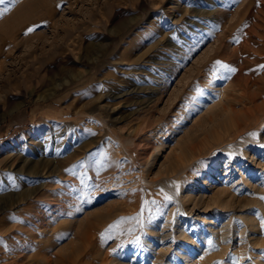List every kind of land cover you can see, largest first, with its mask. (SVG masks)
I'll list each match as a JSON object with an SVG mask.
<instances>
[{
    "label": "rangeland",
    "instance_id": "obj_1",
    "mask_svg": "<svg viewBox=\"0 0 264 264\" xmlns=\"http://www.w3.org/2000/svg\"><path fill=\"white\" fill-rule=\"evenodd\" d=\"M262 197L264 0L0 2V264H264Z\"/></svg>",
    "mask_w": 264,
    "mask_h": 264
},
{
    "label": "snow or ice",
    "instance_id": "obj_2",
    "mask_svg": "<svg viewBox=\"0 0 264 264\" xmlns=\"http://www.w3.org/2000/svg\"><path fill=\"white\" fill-rule=\"evenodd\" d=\"M0 2H3V0H0ZM32 30H33L32 28H29V29H28L29 32H31ZM217 63H219V62H217ZM233 71H234V69H233ZM165 198L168 199V200L171 199V197H168V196H166ZM262 199H264V197H262ZM144 203H145V204H148L149 201H144ZM151 203H152V204H155L156 201L153 200V201H151ZM233 264H238V261L234 259V260H233Z\"/></svg>",
    "mask_w": 264,
    "mask_h": 264
},
{
    "label": "bare ground",
    "instance_id": "obj_3",
    "mask_svg": "<svg viewBox=\"0 0 264 264\" xmlns=\"http://www.w3.org/2000/svg\"><path fill=\"white\" fill-rule=\"evenodd\" d=\"M218 193H219V192H218ZM221 193H222V192H221ZM225 194H226V193H225ZM182 195H183V194H182ZM176 197H177V196H176ZM178 197H180V196L178 195ZM182 199L185 200V201L190 200L188 196L185 197V198L182 197ZM177 200H178V198H177ZM191 200H192V199H191ZM226 200H227V199H226ZM180 201H181V200H180ZM183 202H184V201H183ZM183 202H182V204H183ZM212 202H213V201H212ZM216 202H217V201H216ZM180 203H181V202H180ZM223 203H225V202H223ZM230 203H231V202L227 200L226 203H225V205H229ZM251 221H252V220H251ZM251 221H250V222H251Z\"/></svg>",
    "mask_w": 264,
    "mask_h": 264
}]
</instances>
